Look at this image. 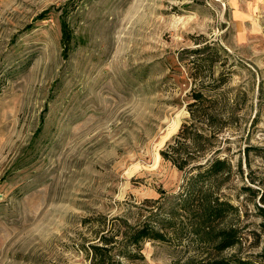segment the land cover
Masks as SVG:
<instances>
[{"label": "rangeland", "instance_id": "obj_1", "mask_svg": "<svg viewBox=\"0 0 264 264\" xmlns=\"http://www.w3.org/2000/svg\"><path fill=\"white\" fill-rule=\"evenodd\" d=\"M196 57L216 61L194 81ZM220 81L217 123L197 127L232 167L212 190L238 245L151 241L125 264L264 253V0H0V264H91L100 226L178 194L160 152L191 89Z\"/></svg>", "mask_w": 264, "mask_h": 264}, {"label": "trees", "instance_id": "obj_2", "mask_svg": "<svg viewBox=\"0 0 264 264\" xmlns=\"http://www.w3.org/2000/svg\"><path fill=\"white\" fill-rule=\"evenodd\" d=\"M204 49L193 54H201ZM215 61L211 58H194L189 75L195 81L201 72L200 65L206 64L211 71ZM222 84L223 81L217 86L199 83L191 89L188 96L190 102L186 105L190 123L183 124L160 152L161 158L177 171L185 172L186 179L181 191L156 209L152 208L145 219L133 225L121 220L111 228L105 224L100 226V231L96 232L98 241L85 249L91 264L137 263L143 260V245L151 241L170 243L174 240L178 243V239L190 241L198 238L212 245L217 253L238 245L237 230L220 226L225 219L237 213V208L230 201L221 200L212 190H217L224 178L227 180L232 167L225 158L205 157L211 145L208 137L197 127V124H206L207 121L217 123V116L212 113L215 100L205 92H213ZM257 210L264 218V208L257 207ZM183 264H264V253L255 255L254 260L234 254L224 257L213 254L209 259L189 258Z\"/></svg>", "mask_w": 264, "mask_h": 264}]
</instances>
